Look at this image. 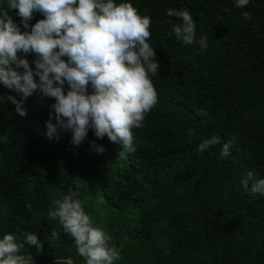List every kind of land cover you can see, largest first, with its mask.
Segmentation results:
<instances>
[{
	"label": "trees",
	"instance_id": "16d2710c",
	"mask_svg": "<svg viewBox=\"0 0 264 264\" xmlns=\"http://www.w3.org/2000/svg\"><path fill=\"white\" fill-rule=\"evenodd\" d=\"M115 2H131L151 17L148 43L160 65L151 77L157 104L132 129L135 151L120 154L121 144L97 138L91 128L79 146L70 143L71 131L49 139L45 122L54 99L36 91L23 101L22 117L7 99L21 95L0 84V238L14 234L23 243L36 233L42 251L26 242L22 249L34 264H56V258L85 264L59 221L48 218L54 200L79 186L86 212L119 252L114 264H264V195L241 183L248 171L264 178V0L244 8L235 0ZM170 8L190 12L194 44L176 40ZM17 12L9 10L22 32L44 18L34 12L25 29ZM201 35L208 37L205 50ZM18 56L35 71V53ZM213 134L221 144L199 151ZM233 140L222 157L223 143Z\"/></svg>",
	"mask_w": 264,
	"mask_h": 264
},
{
	"label": "clouds",
	"instance_id": "9594fccd",
	"mask_svg": "<svg viewBox=\"0 0 264 264\" xmlns=\"http://www.w3.org/2000/svg\"><path fill=\"white\" fill-rule=\"evenodd\" d=\"M249 3L235 0L238 8ZM9 10H18L25 29L34 12L42 13L44 18L31 25L30 31L22 32ZM167 15L177 18L178 22L169 21L176 40L194 44L196 24L190 12L170 8ZM242 17L250 21L252 14L245 11ZM151 23V17L141 15L131 2L7 0V6L0 7V84L21 95L19 101L14 96L7 99L22 117L27 115L23 101L36 91L54 99L50 106L53 111L45 122L47 138L58 139L63 131H71L70 143L79 146L91 128L97 138L107 136L111 142L121 144L120 154L134 152L132 129L142 127L158 101L151 77L158 75L160 65L155 49L148 43ZM207 40L206 35L200 36L201 50L207 49ZM18 52L36 54L35 71ZM34 77H39V82ZM53 115L56 123L52 122ZM188 133L194 135L195 130L189 128ZM233 142L223 143L222 157L230 155ZM217 144H221V137L213 134L198 145V150ZM93 148L97 153L104 152L103 146L97 147L95 142ZM241 183L251 194L264 195V178H257L253 171H248ZM80 195L77 186L62 199L54 200L48 218L59 221L85 264H114L119 252L110 246L109 234L94 224ZM52 236L59 239L55 231ZM25 242L36 246L38 253L43 249L36 233H27L23 243L14 234H4L0 238V264H34L32 255L22 251ZM56 264H71V260L56 258Z\"/></svg>",
	"mask_w": 264,
	"mask_h": 264
},
{
	"label": "rangeland",
	"instance_id": "374dc122",
	"mask_svg": "<svg viewBox=\"0 0 264 264\" xmlns=\"http://www.w3.org/2000/svg\"><path fill=\"white\" fill-rule=\"evenodd\" d=\"M156 135H157V132L156 131H152V136L156 137ZM49 150H50L49 145L48 144L45 145L44 148H43L44 154H47L49 152Z\"/></svg>",
	"mask_w": 264,
	"mask_h": 264
}]
</instances>
